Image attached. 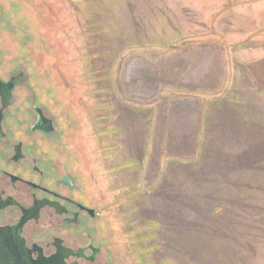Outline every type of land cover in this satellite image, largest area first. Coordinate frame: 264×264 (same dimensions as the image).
<instances>
[{
	"label": "rangeland",
	"instance_id": "374dc122",
	"mask_svg": "<svg viewBox=\"0 0 264 264\" xmlns=\"http://www.w3.org/2000/svg\"><path fill=\"white\" fill-rule=\"evenodd\" d=\"M0 49L110 264H264V0H0Z\"/></svg>",
	"mask_w": 264,
	"mask_h": 264
},
{
	"label": "flooded vegetation",
	"instance_id": "af4514ba",
	"mask_svg": "<svg viewBox=\"0 0 264 264\" xmlns=\"http://www.w3.org/2000/svg\"><path fill=\"white\" fill-rule=\"evenodd\" d=\"M37 77L48 84L3 61L0 49V264H110L98 197L86 198L53 159L61 113Z\"/></svg>",
	"mask_w": 264,
	"mask_h": 264
}]
</instances>
